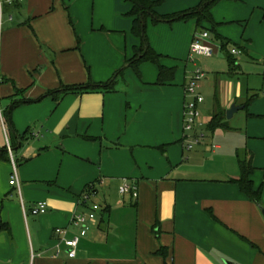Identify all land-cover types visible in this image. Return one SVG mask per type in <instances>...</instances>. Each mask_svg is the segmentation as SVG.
Returning a JSON list of instances; mask_svg holds the SVG:
<instances>
[{
  "label": "crops",
  "instance_id": "0c3cea01",
  "mask_svg": "<svg viewBox=\"0 0 264 264\" xmlns=\"http://www.w3.org/2000/svg\"><path fill=\"white\" fill-rule=\"evenodd\" d=\"M152 1L156 14L170 16L202 0ZM131 8L126 0H0V264H264V0H221L211 9L213 26L201 28L215 54L200 67V57H189L195 19H147L150 48L173 70L162 84L150 62L116 75L141 44ZM219 54L226 71L216 69ZM196 68L205 74L197 94L210 83L212 104L203 98L186 134L185 88ZM111 79V89L49 95ZM23 99L31 103L9 112ZM232 105L241 109L229 121ZM217 112L223 127L210 131ZM10 156L18 188L9 184ZM240 157L251 160L260 205L236 183ZM123 184L137 197L120 194ZM88 187L95 193L84 206ZM37 203L48 211L32 215ZM93 205L97 219L69 258L73 216Z\"/></svg>",
  "mask_w": 264,
  "mask_h": 264
},
{
  "label": "trees",
  "instance_id": "16d2710c",
  "mask_svg": "<svg viewBox=\"0 0 264 264\" xmlns=\"http://www.w3.org/2000/svg\"><path fill=\"white\" fill-rule=\"evenodd\" d=\"M132 6L130 15L134 17L133 21V33L141 39V44L139 48L135 49L134 57L127 61L124 68L117 72L116 75H120L121 72L126 68H133L137 70V66L142 62H150L155 64L158 67L159 75H158V84H162L168 77H171L173 74V70L166 69L159 64L160 56L157 55L149 46L146 33H145V24L147 19L151 20V23L157 25L159 23H173L176 21H188L190 19H195L197 22V27L201 31H204L201 28L202 23H208L213 26V20L211 17V9L221 0H202L200 4L191 10H187L185 12H181L178 14H173L170 16H160L156 14L154 11L155 7L159 2H154L152 0H126ZM264 14V10H263ZM264 16V15H263ZM226 44L223 43L222 47L225 49ZM233 61H230V74L233 75L234 69ZM114 80L111 79L105 84H92L88 83L86 85H77V86H61L58 90L52 91L49 95L60 97L63 94L67 93H85L93 90H107L111 89ZM21 90H15V95H21ZM31 103L28 100H18L13 101L11 107L9 108V112L18 107L21 104ZM223 115L221 112H217L213 117L208 126L210 131H213L217 128H222ZM5 150H0V160H5ZM238 167L240 170V177L236 180V183L240 187V190L245 193L248 198L260 205L261 201V187L257 190L253 189L252 182L250 180L251 175L254 172V168L252 167L251 160H245L243 157L238 158ZM88 191V188L86 189ZM82 205H86V203L82 202ZM3 230V225L0 224V231ZM160 252V251H159Z\"/></svg>",
  "mask_w": 264,
  "mask_h": 264
},
{
  "label": "built area",
  "instance_id": "2783aa9c",
  "mask_svg": "<svg viewBox=\"0 0 264 264\" xmlns=\"http://www.w3.org/2000/svg\"><path fill=\"white\" fill-rule=\"evenodd\" d=\"M8 4H11L13 0H6ZM208 33L206 31H199L193 38L190 47H189V57L192 59L194 56L196 57H212L215 52L212 45L208 42ZM230 53L236 55L235 50H231ZM205 74L199 69L196 68L194 70L193 76L190 79V82L185 88L186 95L191 97V100L186 102L184 105L183 112V127L184 132L189 134L193 131L196 126V122L199 118L198 105L202 103L203 98L197 94V89L199 82L203 80ZM199 143V140L193 139L186 145V150H191L195 145ZM11 163V176H10V185H16L17 188V168L15 163L13 162L10 156ZM95 191L92 187H88V191L84 192L82 196V201L87 203L92 195H94ZM120 194H130L132 197H137V189L136 187H130L127 184H123L120 188ZM48 211L47 205L45 203H37L31 208V214L34 216L45 214ZM99 211L98 205H93L89 209L84 212L77 213L73 216L72 225L77 228L78 233L71 239L64 240L65 246L68 248L69 253L68 257L73 258L75 256V248L78 246L79 241L86 236L87 233V225L88 223L95 222L97 219V212ZM55 233L57 235L63 236L66 231L63 229H56Z\"/></svg>",
  "mask_w": 264,
  "mask_h": 264
},
{
  "label": "rangeland",
  "instance_id": "374dc122",
  "mask_svg": "<svg viewBox=\"0 0 264 264\" xmlns=\"http://www.w3.org/2000/svg\"><path fill=\"white\" fill-rule=\"evenodd\" d=\"M21 14V16H22V12H20ZM13 17H14V20H13V24H16V22H17V18L19 17L18 15V13H12L11 14ZM5 23H6V15H4L3 16V28L5 27ZM230 49V48H229ZM197 59H199V57H196ZM201 59L199 60V63H198V61H197V63L196 64H198V67H200L199 66V64H200V61H202L203 60V58H206V57H200ZM195 59V58H194ZM215 60H218L219 61V63L221 64V65H219L216 69L217 70H219V71H226V69H227V64H226V62L224 61V59H223V57H222V55L221 54H219L218 55V59H215ZM211 61H213V60H211ZM221 61V62H220ZM208 62H210V61H207V63ZM244 66H246V67H250V65H248L247 64V62H243L242 64H241V67H242V69H245V67ZM252 68H256V65H252ZM201 69V68H200ZM249 69V68H248ZM247 69V70H248ZM253 71V70H252ZM205 72V71H204ZM208 75H210V74H208ZM209 77V80H211V78H210V76H208ZM204 83H205V81H202L201 83H200V86L202 85L203 87H202V96H203V98H206L207 100H209L210 102V104H212L211 103V101H212V94H213V92H212V87H211V85H210V83H209V85H206L205 87H204ZM0 102H2V100H0ZM205 104H206V102H205ZM206 118V113L205 112H201V121H203L204 119ZM199 119V118H198ZM229 121H231V120H229ZM203 130H205V126H203Z\"/></svg>",
  "mask_w": 264,
  "mask_h": 264
},
{
  "label": "water",
  "instance_id": "95a60500",
  "mask_svg": "<svg viewBox=\"0 0 264 264\" xmlns=\"http://www.w3.org/2000/svg\"><path fill=\"white\" fill-rule=\"evenodd\" d=\"M239 109H241V107H238V106L232 105V106L230 107V109L227 110V112H226V118H227L228 120L231 119L232 116H233V114H234L236 111H238ZM261 212H262V214H263V216H264V208H261Z\"/></svg>",
  "mask_w": 264,
  "mask_h": 264
}]
</instances>
